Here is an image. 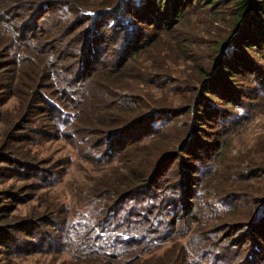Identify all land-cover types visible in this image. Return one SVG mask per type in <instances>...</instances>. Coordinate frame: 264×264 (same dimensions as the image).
<instances>
[{
	"label": "trees",
	"instance_id": "obj_1",
	"mask_svg": "<svg viewBox=\"0 0 264 264\" xmlns=\"http://www.w3.org/2000/svg\"><path fill=\"white\" fill-rule=\"evenodd\" d=\"M125 3L126 0H0V54L7 57L0 63V103L16 95V75L19 82L20 79L28 80L32 74L30 84L35 82L34 87H37H30L33 102H28L20 113L16 114L9 123L5 137L0 140V176H4L3 173L7 171L8 177H32V184L36 187L52 185L55 181V171L38 173L36 163L24 158L26 154L19 149L21 146L17 143L32 141V134L28 135L27 131L38 133L37 130L29 128L32 115L45 112L47 120L56 122L59 129L65 127L73 115L65 114L58 102L39 90L40 87L49 86L50 74L54 73L50 71L52 68L47 59L43 61L44 82L37 86L38 79H34L35 63L29 61L22 53L31 51L33 47H28L27 44L39 38L33 31L39 19L46 14L48 25L68 32H73L76 28L67 27L77 25L74 19H79L80 23L87 22L88 27L80 29L77 33L89 32L94 44L99 43L101 32H111L115 41L121 39V29L118 31L117 24H114L117 21L116 16L120 13L129 15L128 19L132 25L137 22L152 26V32L144 34L142 39L137 35L141 34L140 32L133 34L129 40L130 48H123L121 55H112L106 63L100 61L99 57L92 58L96 50L90 40L87 48L78 55L79 58L73 54L76 64L85 68L81 73L82 79L93 77V70L101 71L104 67L109 74H122L121 70L133 62L136 64L135 68L144 71L138 75H146L151 80L161 72L137 61V58L145 56L143 53H149V44L158 42L159 38H166L165 40L171 42L170 46L176 51L179 50L182 56H185V52L181 48L189 50L188 56L192 57L194 52L191 45L196 46L197 40L200 39L194 36L189 30L190 27H183L181 21L195 14L196 10L204 8H207L204 12L211 17V23L227 18L226 27H221L220 32H216L215 37L208 42L210 60L204 67L197 66L200 71L197 81L199 88L197 84L185 85L186 90L194 93L181 105L171 107L167 111L153 109L142 114L143 111L140 112L136 106L131 108L112 103L116 92H111L110 87L97 89L93 87L94 84L86 82L77 88L76 95H73L72 89L69 92L63 89L58 91L59 99L65 98V102L76 106L77 119L82 115L83 109H89L88 117L92 112L96 122L100 124L96 128H78L73 124L70 132L83 134L85 139L88 137L86 134H101L107 137L102 140H88L89 145H86L91 147V152L85 149L86 153L82 154V157L88 163H102L109 171L107 174L111 176L106 183L98 185L89 192L86 199L78 203H51L43 206L41 211L12 218L9 215L16 209V202L20 201L19 194L9 189L0 190V254H12L13 257L19 258L21 254L27 256L39 251L54 250L66 252L71 262L74 261L72 264H228L225 255L220 252L223 245L212 241L211 232L228 228L224 235L229 237L234 231L248 229L251 234L249 240L254 248L257 246L254 240L264 239V203H261L263 199L251 201L255 206V215L252 218L227 220L223 217L220 220H224L223 222L202 228L199 211L203 206L195 200L196 185L202 181V175L209 171L214 172L222 163L212 159L208 165L202 163V166L195 167L193 161L199 158H206L208 161L211 153L219 154L223 134L232 129L226 123L230 120V114L221 109L211 96L225 103L235 104L238 103L235 101V95L239 97V101L241 97L250 95L248 93L252 91L251 83L264 87V0H136L141 10L138 14L136 13L139 11H135V8L133 11L127 10ZM219 7L223 8V11H214V8ZM23 8L29 10L26 15L21 16L23 21L25 17L31 18L26 24L27 27L20 26L18 22L13 26L6 23L11 20L8 15L11 9ZM15 15L17 16L16 13ZM215 30L219 29L216 27ZM41 53L43 52H38L37 55ZM47 56L49 57V54ZM27 64L32 65L29 74L18 75L20 69ZM237 76L245 81H238V78H235ZM53 78L56 83H60L56 73ZM1 94L5 96L2 97ZM247 104L244 112H247L249 107H255L251 102ZM171 112L176 115L186 112L189 116L188 123H184L187 124V133L182 129V137L171 144L185 155L173 150L164 155L168 148L159 153L158 147L155 149L144 142H137L156 130V125L162 128L171 120L170 116L175 115ZM205 127H209L208 130ZM202 129L205 130L204 134L209 136L208 140L197 134V130ZM133 142L142 148L136 151H140V156L133 160L132 154H127V158H122L117 151L129 146L137 149L139 146L136 148ZM262 142L264 144V140ZM100 144H104L101 150ZM93 148L97 149V152ZM172 153H176L173 157L180 161L179 167L185 165L183 171L177 170L175 163L171 164L168 155ZM160 154L163 156L157 159ZM182 157L188 158L185 163ZM114 159L119 163L113 164ZM252 165V170L250 166L248 170L254 175L264 169V163ZM169 171L171 176L167 174ZM161 174H165L166 178L172 177L173 180H165L169 181V190L168 186L156 183ZM204 186L208 188L207 185ZM212 187L216 189L215 186ZM219 194L213 197L214 201L220 198L222 201L218 200L212 205V202L208 203L215 211H221L214 218L222 217L228 209L231 210L236 205L234 202L227 204L228 200L245 196L237 192L218 196ZM42 238L46 240L44 243ZM190 242L191 246L188 248Z\"/></svg>",
	"mask_w": 264,
	"mask_h": 264
},
{
	"label": "rangeland",
	"instance_id": "obj_2",
	"mask_svg": "<svg viewBox=\"0 0 264 264\" xmlns=\"http://www.w3.org/2000/svg\"><path fill=\"white\" fill-rule=\"evenodd\" d=\"M145 1L147 0H144V2ZM125 4L127 10L133 11L135 8V11H139L136 14L141 12L139 6H137L138 4H136V0H126ZM205 9L207 8L198 11L196 10L195 14L189 15L181 21L183 27H190V29H188L193 32L194 36L197 38L199 37L200 39L197 40L198 44H196V46L191 45L194 52L192 57L188 56V54H190L189 50L181 48V50L185 52V56H182L179 50L176 51L170 46L171 42L165 40L166 38H159L158 42L154 41L149 44V49L147 48V52H149L148 54L143 53L145 56L137 58V61L140 62L141 65L148 66V68H154L156 71L161 72L154 75V79H151L152 81L148 79L146 75H138L144 71L135 68L136 64L133 62L130 63V66L127 65L124 70H121L122 74H109V72L106 71V67H104L105 69L102 68L101 71L96 69L93 70V77L82 79L81 73L84 72L85 68L80 67L76 64V61L73 60L75 57L74 55L78 56L80 52L82 53L87 48L88 41L90 40V43L95 46L96 50L94 52L95 55H93L92 58L96 59L99 57L100 61L106 63V60H108L109 57H112V55H121L123 48H130L129 44L131 43L129 40L134 36L133 34L140 32L141 34L137 35L139 39H142L144 34L152 32V26L146 23L137 22L134 23L135 25H132L128 19L129 15L126 16L125 14L120 13L116 16L115 19L117 21L114 22V24H117L116 27L118 31L121 29V39L119 38L118 41H115L111 32H101L99 43L94 44L89 32L86 34L83 32L77 33L80 29L88 27L87 22L80 23L79 19H74L75 17H73L78 26L76 24H72L71 26L68 25L67 27L70 28L76 27L73 32H68L67 30H61L62 28L56 29L51 24L48 25V18L45 16L46 14L43 18L39 19V22L36 25L38 27H33V31L39 35V38L37 41L31 40V44H27L28 47H30V45L33 47L31 51H22V53L24 56H27L29 61L35 63L36 75L34 79H38V83L36 82L37 86L44 82L42 79L44 78L42 77L44 73L43 61L44 59H47L50 63L49 66L52 68L50 71L56 73L58 79L61 81L59 84L58 82L56 83V79L53 80L54 73L53 75L50 74L51 83H49V86L45 88L40 87L39 90L45 95L50 96L55 102H58L65 114L73 115L62 129L57 128L56 122L52 120L50 122L47 120L45 112L32 115V121L30 122L29 128L37 130L38 133L33 134L31 131H27L28 135L32 134V141L28 140L27 143L21 141L17 144L21 146L19 149L26 154V157L24 158L30 159L36 163L37 167L35 168L38 173H53L55 171V176L53 177V180L55 181L52 185L44 187L37 185L36 187V185L32 184V177L17 179L15 177H8L9 173L7 171L3 173L6 176H0V190L9 189L12 192L19 194L18 198L20 200L19 202H16V209L12 210L9 215L10 218L19 215H26L29 212L41 211L40 209L43 206L50 205L51 203H60L61 205L78 203L79 201L84 200V198L86 199L89 192L91 193L98 185L106 183V180L111 176L110 174H107L109 171L102 166V163H88L82 157V154L86 153V150L91 152V147H87L86 145H89L88 140H91L92 138H96L95 140H102L107 137L101 134H86L88 137L85 139L83 134L79 135L70 132L71 125L73 124L78 128L84 126L88 128H96L99 127L100 124L96 122V118L93 117L92 112L88 117L89 109H83L82 115L78 116L77 119L76 115H78V113L75 109L76 106L70 102H65V98L62 100L59 99L58 94L61 89L65 92H69V90L72 89L73 95H76L77 88L79 86L82 87L86 82L94 84L93 87L97 89L110 87L111 92H116L112 103L118 106L131 108L136 106L140 112L143 111L142 114L153 109L167 111L171 107L185 103V101L189 99L187 97L194 93L191 90H186V86L188 83H192V86L194 84L196 85L199 79L200 71L197 66L200 65L204 67L210 60L208 42L215 37L214 35L216 32H220L221 27H226L227 18L222 21L216 20L211 23V17L204 12ZM214 9V11L217 12H220L221 10L223 11V8L221 7ZM28 11L24 8L22 10L11 9L8 12L11 20L6 23L13 26L18 22L20 26L27 27L26 24L31 18L25 17V23L21 16L26 15ZM214 27H217L219 30L216 31ZM222 33L223 32H221V34ZM163 36L165 35H162V37ZM161 48H163V50ZM38 52L43 53L37 55ZM47 54H49V57ZM45 55L46 57L44 58ZM79 57L80 56H78V58ZM6 58L7 57L0 54V63L3 62V60H6ZM31 66V64L25 65L17 74H29ZM235 78H238V81L240 82L242 80L243 82L245 81L238 76ZM32 79L33 75L31 74L28 80L23 81L20 79L18 82L16 75L14 79V90L16 95L9 97L5 102L0 103V140L5 137L9 123L13 121L16 114L20 113L19 111L28 102L30 104L33 102L30 97V87L32 86L34 89L37 87H34L35 82L30 84ZM250 85L252 89V91L248 93L250 95H247L246 98L241 97L240 101L239 97L235 95V101H238V103L235 104L225 103L224 101L217 99L215 96H211L221 109L226 110V113L230 114L228 116L230 120L226 123L227 126L232 129L227 130V133L223 134L219 154L211 153L208 161H206V158L203 160L199 158L196 161H193L195 167L202 166V163L208 165L212 162V159L214 161L217 159L222 163L219 169L216 166L217 168L214 172L209 171V174L202 175V181L196 185L197 198L195 200L200 202L203 206L199 211V217L202 218L203 222L202 228L211 227L213 223L217 224L223 222L224 220L220 221L223 217L227 218V220L233 218H252V216L255 215V206L251 201H258V199L262 198L263 200L261 203H264V169H262L257 175L250 172L253 168V163H264V148H262L264 145L262 142L264 140V87L261 85H257V87L256 83H251ZM197 86V88H199L198 84ZM3 95L5 96V94H1L2 97ZM233 95L234 93L232 92L231 96ZM247 102H251L255 107H249L247 112H244L245 107H248ZM172 113L175 114V112H171V114ZM175 115H171V120H169L162 128L156 125V130L137 142H144L155 149L158 147L160 149L159 153L168 148V151L163 153L164 155H167L169 150L180 152V155H185L182 151L176 150L177 147L172 146L171 144L177 142V140L182 137V129H185V134L187 133V124L184 123H188L189 116L186 112ZM73 117H75V119ZM205 128L208 130L209 127ZM204 131V129L201 131L197 130V134H201L205 140H208L209 136H206ZM133 143V146L136 145V148L139 146L138 143ZM103 147L104 144H100L99 150L103 149ZM129 147L117 151V153H119L122 158H127V154H132L131 156L133 157V160L140 156V151L138 153L136 152L137 150L142 149L140 146L137 149ZM93 149L97 152V149ZM174 154L172 153L168 155L171 159V164L175 163V165L178 166L176 169L183 171L182 168L185 165L182 164L179 167L180 161H177V159L173 157ZM207 155L209 154L207 153ZM159 156L161 157L163 155H158L157 159ZM183 159V163H185L188 158ZM114 163L117 164L119 162H116L114 159L113 164ZM249 166L251 170H248ZM170 171L167 173L169 176L172 175ZM168 179L173 180L172 177L166 178L165 174H161V177L156 183L168 186L167 190H169L171 188L169 181H165ZM204 185H207L208 188ZM212 185L215 186L216 189H214ZM207 190L209 192L205 193ZM235 192L238 194H245V196H242L241 199L228 200L227 204L234 202L236 205H234L231 210L228 209L222 217L214 218L217 217L221 211L220 209L215 211L212 208L213 206H209L208 203L212 202V205L218 202V200H221L220 198L214 201L213 197H215L216 194L220 193L218 195L220 196L225 193L235 194ZM227 232L228 228L225 230L221 229L219 231H214L211 232L210 237L213 242L223 245L220 252L225 255L224 257H226L225 260L227 259L228 264H264V239L259 238L258 240H254L257 242V246L253 248L252 241L249 240L251 234L248 229L246 230L244 228L240 231H234L233 233H230L229 237H225L224 234ZM42 239V243H44L46 240L44 238ZM190 246L191 242L188 248ZM19 256L20 257L18 258L13 257L12 254H0V264H72V262H74H71V259L66 252L54 250L49 252L39 251L27 256L21 254ZM68 259H70V262Z\"/></svg>",
	"mask_w": 264,
	"mask_h": 264
}]
</instances>
